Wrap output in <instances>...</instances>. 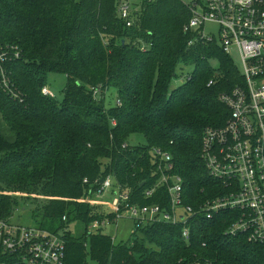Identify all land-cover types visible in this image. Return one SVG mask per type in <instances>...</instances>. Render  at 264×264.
<instances>
[{"label": "trees", "instance_id": "trees-1", "mask_svg": "<svg viewBox=\"0 0 264 264\" xmlns=\"http://www.w3.org/2000/svg\"><path fill=\"white\" fill-rule=\"evenodd\" d=\"M122 1L0 0V47L20 51L6 65L18 97L0 84V183L45 197L34 202V223L52 231L73 221L113 222L116 213L85 201L109 175L131 204H167L164 188L145 195L158 178L157 150L173 155L186 204L198 207L224 191L202 159V138L229 117L219 94L242 83L240 71L217 42L186 30L191 13L181 0H141L132 26L120 16ZM49 73L67 76L62 102L42 92ZM109 89L121 106L106 107ZM138 135L145 142L134 146ZM17 203L0 197V218H11ZM230 221L225 212L199 214L190 244L180 226L162 222L119 243L103 229L69 232L65 264H87L88 256L97 264H179L196 255L264 264L261 246L225 234ZM0 264L24 263L6 254Z\"/></svg>", "mask_w": 264, "mask_h": 264}, {"label": "built area", "instance_id": "built-area-1", "mask_svg": "<svg viewBox=\"0 0 264 264\" xmlns=\"http://www.w3.org/2000/svg\"><path fill=\"white\" fill-rule=\"evenodd\" d=\"M181 1L191 13L186 30H199L201 39L220 43L222 51L230 57L232 49H237L243 65L240 72L242 83L219 94V100L230 110L229 117L223 126L207 127L202 138V159L210 175L221 183L224 191L198 207L186 204L184 179L176 172L173 155L157 150L154 162L158 178L145 189V195L151 197L158 188H164L167 204H131L128 190H123L112 175L105 176L103 184L99 181V187L92 195L96 193L104 197L109 190L113 191L114 198L109 204L110 211L116 213L113 222L120 216H130L136 222L134 232L155 222L180 226L182 238L187 244L192 241L195 217L205 214L212 219L218 212L228 213L231 221L225 234L242 237L261 246L264 255V0ZM138 8L139 3L133 6L130 0L122 1L119 11L127 26L133 25L134 12ZM209 22L219 25V40L207 32ZM19 56L17 47H0V84L15 98L18 94L12 89L6 65ZM214 83L210 80L209 85ZM42 92L53 96L47 85ZM94 93L99 94L100 88H96ZM117 105H122L120 99ZM112 123L116 125L115 118ZM124 147L130 146L124 144ZM91 198L90 195L85 201L92 205L102 203ZM14 216L0 218V256L15 255L24 264H65L69 226L52 231L37 224H17ZM113 222L106 217L94 221L91 227L100 230ZM203 246L207 247V243L204 242ZM179 264L228 263L196 255L181 259Z\"/></svg>", "mask_w": 264, "mask_h": 264}, {"label": "rangeland", "instance_id": "rangeland-1", "mask_svg": "<svg viewBox=\"0 0 264 264\" xmlns=\"http://www.w3.org/2000/svg\"><path fill=\"white\" fill-rule=\"evenodd\" d=\"M132 5H136L140 3L141 0H130ZM207 32L211 35H214L219 40V25L216 23L209 22L207 24ZM220 44V43H218ZM231 58L234 61V64L236 68L241 72L243 69L242 61L239 52L237 49H232L231 51ZM215 67H218L219 64L217 61H214ZM192 69V68H190ZM193 72V71H192ZM67 84V76L63 73H49L48 79H47V87L51 90L54 98H56L59 102H62L64 97V88ZM100 97V96H98ZM117 100H118V94L113 90L109 89L106 92V107L108 109H114L117 107ZM4 122L1 119L0 115V127L2 128L4 126ZM145 142L143 135H138L131 137L130 143L134 146L143 144ZM0 197H6L10 199H17L18 208L15 209L14 213L12 214V217L14 216V222L17 224H24V225H33L35 224V218L33 216L34 209L36 207L34 206V202L38 203L39 201H45V197H42L37 194L33 193H25L22 191H18L12 188L6 187V185L0 183ZM114 198V194L112 190H109L104 197H99L96 193L92 196L91 200L95 202H102L99 203L103 205L107 210H111L109 204ZM182 209L179 210L181 212ZM11 217V218H12ZM70 232L74 236H80L83 233H97V228H92L91 226L86 225H79L78 222L73 221L70 225ZM136 229V222L135 219L124 215L120 216L115 222L113 223H107L104 228L103 232L107 235L115 237V241L117 243L119 242H128L131 240V236L134 233V230ZM87 264H97L91 256H88L86 260Z\"/></svg>", "mask_w": 264, "mask_h": 264}, {"label": "water", "instance_id": "water-1", "mask_svg": "<svg viewBox=\"0 0 264 264\" xmlns=\"http://www.w3.org/2000/svg\"><path fill=\"white\" fill-rule=\"evenodd\" d=\"M123 43H125V40L122 41ZM105 181V177H102L101 180H100V183L103 184Z\"/></svg>", "mask_w": 264, "mask_h": 264}]
</instances>
